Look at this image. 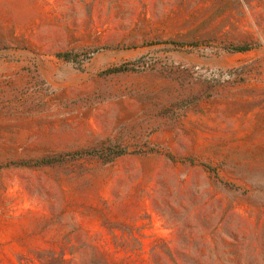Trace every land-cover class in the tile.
<instances>
[{
  "label": "rangeland",
  "instance_id": "rangeland-1",
  "mask_svg": "<svg viewBox=\"0 0 264 264\" xmlns=\"http://www.w3.org/2000/svg\"><path fill=\"white\" fill-rule=\"evenodd\" d=\"M0 264H264V0H0Z\"/></svg>",
  "mask_w": 264,
  "mask_h": 264
},
{
  "label": "trees",
  "instance_id": "trees-1",
  "mask_svg": "<svg viewBox=\"0 0 264 264\" xmlns=\"http://www.w3.org/2000/svg\"><path fill=\"white\" fill-rule=\"evenodd\" d=\"M238 51H241V49H238ZM57 57L60 58H65V59H69V54H59L57 55ZM123 71H127L126 67H121V68H115L113 70H109L107 72H105V74H112V73H118V72H123ZM108 150H113L114 151V158L122 156L126 153H128L126 148H120V147H114V148H107ZM106 150V148L101 149V150H89V151H82V152H77L74 153L72 155H65L64 157H60V158H52V159H42L39 161H36V165H43V164H50L53 163L55 161H61L66 157H72V158H82V157H89V156H99L102 157L103 152ZM112 160H108V162H111ZM29 163L26 162L25 165H28Z\"/></svg>",
  "mask_w": 264,
  "mask_h": 264
}]
</instances>
